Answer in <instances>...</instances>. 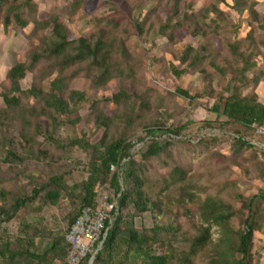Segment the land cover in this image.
Wrapping results in <instances>:
<instances>
[{
  "label": "trees",
  "instance_id": "16d2710c",
  "mask_svg": "<svg viewBox=\"0 0 264 264\" xmlns=\"http://www.w3.org/2000/svg\"><path fill=\"white\" fill-rule=\"evenodd\" d=\"M107 1L112 11L119 12L114 0ZM168 1L171 4L166 11V18L157 28V33L164 36L170 45L176 43L175 32L181 27H186L193 37L201 36L210 41L211 34H219L221 22L228 20L224 11L215 3H210L198 12H194L192 5L195 0H184L187 11L181 13V0ZM34 4L32 0H0V23L3 29L7 30L10 25L26 28L32 23L31 34L38 39L37 44L26 53L25 59L16 61L6 72V84L2 86L0 92L5 105L0 108V122L3 123V118H11L10 114L17 116L22 123L21 138L24 141L19 142V145L26 149V152L31 153L34 139L44 131L42 124L36 121L42 118L46 122L45 130L48 132L46 138L55 147L64 150L77 147L89 154V174L80 185L71 187L61 175L50 176L46 181L34 184L28 193L14 196L7 204L5 203L7 193L0 191V197L3 199L0 202V225L17 217L21 209L31 205L36 199H40L44 204H55L61 196H76L77 189L80 192V195L78 194L80 208L95 206L97 186L108 183L114 190L116 206L111 212L113 218L109 217L106 220V235L100 249L94 255L93 264H124L129 260L137 264L138 259L141 264H196L195 260L198 257L206 258L201 264H254L253 233L258 231L264 234V191L247 199H241L238 211L234 209L232 203L211 195H206L197 201L195 193L191 191L194 186L188 182L186 171L175 165L168 173V177L163 179V185L156 196L152 197L149 194L144 161L161 154H170L171 141L161 143L152 138L141 154L142 159L136 160L131 153V148L135 145L131 139L133 133L139 129L145 132V136H139L137 142L157 132L178 137L182 135L186 125L166 127L160 120H144L140 115V108L147 106L143 96L134 92L130 94L124 88H119L112 94L110 100L112 99L115 104L124 103L131 97L139 99V110L135 112V108L132 107L130 114L121 116L122 123L119 115L104 113L99 107V100H91L89 103L91 116L95 125L102 129L96 142H91L85 132L80 137L67 139L65 142L54 137L60 126L74 125L80 120V116L76 113L79 104L86 100V94L83 91L69 89L67 86L69 79L78 70L85 71L90 83L100 87L113 78H125V70L130 75L133 68L130 64L127 67L120 66L115 61L114 58L118 54L127 59L128 52L123 48L122 41L117 38L113 29L108 30L98 26L87 36L72 37L61 15L51 14L46 18L38 19L33 15ZM82 4L83 0H71L70 11L67 13L71 16ZM254 5L252 0H232L231 7L240 12L247 9L251 20L249 26L252 27V23H257L259 20ZM110 21L117 23L114 17H111ZM132 23L136 33L142 34L143 27L139 21L135 19ZM256 45L252 28L244 38L228 44L233 56L231 59L219 58V53L205 43L197 47L187 45L177 57L181 64L185 63V67L178 69L172 65L171 71L176 77L188 69L199 71L204 80L205 94L215 95L213 97L216 100L211 110L218 118L225 117L220 124H237L245 130H252L250 127L252 122L258 125L264 124V104L257 99L255 92L243 93L244 89L251 84L256 85L260 80V76L255 74L258 67L254 53L257 50ZM205 61L223 80L218 92L212 88L211 74L203 66ZM29 71L32 72L31 86L22 89L20 80ZM249 74H252L251 78ZM50 77H52L49 81L50 89L46 91L41 87V82ZM175 92L190 102L200 97L202 93L191 94L182 87H177ZM29 97L39 100L40 106L24 104L23 98ZM235 133L232 146L236 152L255 147L245 140L239 131ZM207 141L203 138L197 143L202 144ZM262 154L264 155V151ZM28 156L15 149L13 144L6 143L5 138L0 140V162L22 163ZM176 188L179 189L178 197L160 196L161 193ZM185 198L191 205L198 202L197 221L192 223L194 233L186 237V248L178 250L172 242L179 232L178 228L160 225L156 219L161 214L173 211L174 204L188 213L189 208L187 203L185 204ZM80 208L69 218L68 228L77 217ZM126 209L130 211L125 213ZM145 212L151 213L153 225L150 228H137L134 218ZM238 213L242 214V218L238 221V227H232L230 220ZM213 225L219 228L220 234L217 238L213 237ZM58 243L59 240H53L48 250L54 249ZM48 250L42 256H35L25 250L30 256L27 262L31 264L34 257L44 259ZM60 251H63V248ZM23 254V250L19 251L12 247L10 240L0 243V258L9 261L7 264H25L26 262L21 260ZM115 255L120 257L115 260ZM89 257L90 255L81 264H87Z\"/></svg>",
  "mask_w": 264,
  "mask_h": 264
},
{
  "label": "rangeland",
  "instance_id": "374dc122",
  "mask_svg": "<svg viewBox=\"0 0 264 264\" xmlns=\"http://www.w3.org/2000/svg\"><path fill=\"white\" fill-rule=\"evenodd\" d=\"M11 1V0H9ZM35 3L34 14L36 18H46L51 14H59L67 24L70 35L78 37L87 36L97 27L102 26L108 30H114L125 50L128 58L118 54L114 59L120 66L133 68L130 75L125 70V78H113L106 85L95 87L90 83V79L85 71L78 70L68 81V88L83 91L86 100L78 107L77 115L80 120L74 125L64 124L57 128L54 134L60 141H67L80 137L85 132L91 142H96L102 129L95 125L91 116L89 103L93 99L99 100V107L107 115L121 116L130 114L131 108L135 112L139 110V99L131 97L121 104H115L112 94L119 88H124L128 93L143 96L147 106L140 108V115L146 121L160 120L166 127H173L185 124L186 129L181 136H172L163 132H157L153 136H146L142 141L137 142L139 136H145V132L137 130L131 139L135 145L131 148V153L136 160H141V154L146 149L152 138L158 142L171 141L169 147L170 154H161L148 158L144 161L146 165V177L148 179L149 194L152 197L163 185V179L168 177V173L176 165L186 171L188 182L194 186L191 191L195 193L196 200L203 199L206 195H211L230 202L236 211L239 210L241 199H247L254 194L264 191V136L258 135L254 130H245L242 126L222 125L220 122L225 117H217L211 110L215 102V95H207L204 91V80L201 73L195 69H188L185 73L176 77L171 71L174 65L178 69L185 67L177 59L187 45L198 46L207 44L211 49L219 53V58H233L228 44L244 38L245 34L252 28V36L256 40L254 51L258 61L255 74L260 76L259 82L251 84L243 93L255 92L257 99L264 104V0L254 1L253 8L258 12L259 20L252 23L248 16V10L237 11L232 9V0H195L192 11L198 12L202 7L215 3L224 11L226 22H221L219 34H211L210 41L205 37H193L186 27H181L175 32L176 43L170 45L166 38L157 33V28L161 21L166 18V11L170 6L168 0H114L119 12L115 13L109 7L107 0H83L80 8L71 16V0H32ZM185 1H180L181 13L187 11ZM154 8V9H153ZM114 17L117 23L114 24L110 18ZM138 20L143 27L142 34L138 35L134 29L133 20ZM238 26V28H234ZM251 27V28H250ZM33 25L20 28L10 25L7 30L3 29L0 23V92L5 81L7 70L16 61L25 59V55L38 39L31 34ZM204 53V51H201ZM203 66L211 74L212 88L218 92L223 85V80L216 71L210 68L207 61ZM54 76V75H53ZM252 74H249L251 78ZM52 77L41 82V87L48 91L49 81ZM32 83V72H27L20 80L22 89H28ZM177 87L187 89L191 94L201 93L192 102L178 95L175 91ZM24 104L38 105L41 102L33 97L23 98ZM5 105L0 95V108ZM11 118L0 122V140L5 138L6 143L13 144L19 152L29 156L22 163H2L0 162V191L6 192L5 203L7 204L14 196L28 193L34 184L41 183L53 175H61L68 186L80 185L88 176L89 154L80 148L69 149L57 148L46 138L48 132L46 122L42 118L36 121L42 124L44 131L33 141V152L28 153L19 145L24 142L21 138L22 123L20 119L10 114ZM33 121L35 119H32ZM34 126V125H33ZM264 127V124L261 125ZM236 131L243 135L245 140L251 142L255 147L243 149L236 152L232 146L233 137ZM205 139L207 143L198 144L197 141ZM114 170V167L112 168ZM97 200L101 195L107 194L112 201H116L113 188L108 184L98 185L96 188ZM74 197L61 196L55 204H44L40 199H36L27 207L18 212L14 219L3 222L0 225V243L4 240L12 241V247L23 250L21 256L25 264H30V260L25 250L35 256H42L49 248V244L57 239L58 245L48 250L44 259L34 257L31 264H63L66 262L68 245L66 246L65 234L68 228L69 218L80 208L78 194ZM79 192V193H78ZM160 195L176 198L179 189H171ZM0 197V202H2ZM166 200V198H164ZM185 198V204L189 208L186 213L182 207L173 205L172 210L157 217L156 222L160 225H167L178 228L179 232L173 239L174 246L178 249H185L187 246L186 237L194 233L193 222L197 221V204H189ZM4 202V201H3ZM264 207V202H263ZM264 210V209H263ZM130 209H126L125 213ZM112 219V215L110 214ZM242 214L230 220L232 227H238V221ZM137 228H150L153 225V218L150 212H145L134 218ZM213 237L220 234L219 228L212 226ZM168 236V235H167ZM63 248V251L60 249ZM158 252V249H156ZM252 253L254 264H264V234L258 231L253 233ZM120 255H115L118 259ZM20 258V257H18ZM206 259V258H205ZM199 257L196 264H201L203 260ZM0 258V264H7ZM124 264H133L132 260ZM137 264H141L137 260Z\"/></svg>",
  "mask_w": 264,
  "mask_h": 264
},
{
  "label": "built area",
  "instance_id": "2783aa9c",
  "mask_svg": "<svg viewBox=\"0 0 264 264\" xmlns=\"http://www.w3.org/2000/svg\"><path fill=\"white\" fill-rule=\"evenodd\" d=\"M250 127L264 136V127L252 122ZM116 201L107 194L97 200L95 206H83L65 234L68 244L66 264H81L88 255L94 254L106 235V220L110 217ZM102 238V239H101Z\"/></svg>",
  "mask_w": 264,
  "mask_h": 264
},
{
  "label": "water",
  "instance_id": "95a60500",
  "mask_svg": "<svg viewBox=\"0 0 264 264\" xmlns=\"http://www.w3.org/2000/svg\"><path fill=\"white\" fill-rule=\"evenodd\" d=\"M103 242V241H102ZM102 244V243H101ZM100 247H101V245H100ZM100 247H98L97 249H96V251L94 252V254H92L90 257H89V260H88V263L87 264H93V259H94V255H95V253L100 249Z\"/></svg>",
  "mask_w": 264,
  "mask_h": 264
}]
</instances>
